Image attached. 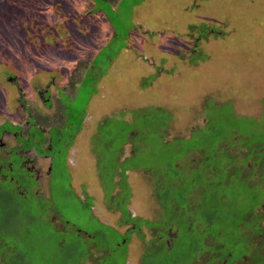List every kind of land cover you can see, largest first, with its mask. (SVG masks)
<instances>
[{"label":"rangeland","instance_id":"1","mask_svg":"<svg viewBox=\"0 0 264 264\" xmlns=\"http://www.w3.org/2000/svg\"><path fill=\"white\" fill-rule=\"evenodd\" d=\"M248 22L254 26L243 30L242 27H249L244 25ZM238 30L244 37L234 40ZM254 34L255 39L251 41L256 42L248 43ZM261 36L264 37V0H0V125L3 121L21 125L30 114L48 116L44 127L48 130L53 126L49 131V145L54 157L50 177L41 180L44 184L39 183L37 187V182L23 180L29 187L25 195L29 200L27 204L21 202L22 207L17 209L26 215L16 209L17 220L13 217L0 223L3 241L0 240V264H6L5 256L9 257L16 250L23 257L18 264H122L125 256L113 251L112 246L120 243L116 231L125 229L118 224L116 230L111 227L120 219L119 213L110 221L99 215L94 217L90 210L93 200H96L95 209L103 213L108 212L106 205L120 208L123 204V200H111L109 194L105 195L111 191L106 190L105 185L104 189L93 185L99 184L97 173L102 178L108 177L105 163L100 169L97 167L96 172V163L103 159L100 155L98 159L97 153L103 152L108 159L112 149L99 144L104 139L94 134L96 129L103 132L105 138L108 130L125 129L126 123L134 121L136 125L138 121L141 126V121L133 114L141 108H150L148 105L155 101V97L149 98L148 90L142 88L154 85L158 77L150 70L161 69L160 66L165 72L173 71L181 77V87L175 88L184 93L195 88L196 79L206 82L196 95L176 103L180 106H169L173 120L164 134L165 141L191 138L186 145L195 143L199 133L191 134V131L205 124L206 117L199 103L207 93L214 104L220 96L223 97L220 102L228 101L224 104L225 111L232 103L237 114L261 120L264 115V39ZM214 63L224 76L222 79L219 74L211 78ZM191 65H196L194 73L187 72ZM87 68L88 72L80 74L77 85L67 88L70 77L78 78L76 74ZM60 84L67 90L61 89ZM46 94L52 101L50 108L38 98ZM96 101H109V104L105 108L100 106L102 112L95 114ZM198 105V112L189 116ZM249 118H241L244 127L253 123ZM98 122H103L100 128ZM37 127L34 129L32 124L23 139L29 134L31 140L33 137L39 140L42 135L38 136ZM3 128L19 135L16 126L1 127L0 132ZM260 135L254 134L253 140H259ZM9 139L2 141L5 146H12L8 144ZM16 141L28 145L26 141ZM78 143L83 145H80L81 151L76 149ZM69 149L72 153L67 159ZM123 150L121 160L131 154L130 145H124ZM46 164L43 162L44 169ZM197 170L190 177H195ZM13 172L7 171V175L17 181L26 176L17 170ZM131 176L129 210L137 219L163 227L171 206L168 201L157 200L156 189L152 188L156 187L157 179L153 175L150 182L147 174L132 169L128 171V180ZM121 182L119 177L118 183ZM35 187L39 188V195H34ZM243 188L238 185L236 191L242 193ZM119 189L116 184L114 190ZM9 190L14 191L17 199L22 196L12 184ZM159 192L160 195L165 193L161 189ZM255 192L259 194L258 189ZM242 195L236 200H242V208H249L252 205L249 203L255 200L245 193ZM257 211L264 229V205ZM184 216L183 210L181 221L171 223L164 234H160L158 228L141 223L142 237L133 239L134 248L129 249L131 256L136 250V261L130 264H210L216 260L213 256H222L225 245L229 247L230 239H227L234 214L228 218V227L223 228L226 230L220 235V241L215 238L214 242L209 237L202 240L199 233L206 231V226H197L196 237L187 234ZM89 235H96L95 240ZM85 239L92 240V248L103 249L99 251L102 255L90 256L91 249L84 246ZM202 241L205 247L212 246L210 252L195 250L202 246ZM69 252L80 258L75 257L73 261ZM105 255L110 256L104 258ZM223 262V259L217 261ZM232 264L245 263L238 260Z\"/></svg>","mask_w":264,"mask_h":264},{"label":"trees","instance_id":"2","mask_svg":"<svg viewBox=\"0 0 264 264\" xmlns=\"http://www.w3.org/2000/svg\"><path fill=\"white\" fill-rule=\"evenodd\" d=\"M244 25L249 27H242L243 30L252 29L254 26L251 22ZM254 29L258 30L257 27ZM243 37L244 35L239 31L235 33L234 40ZM261 37L264 39L263 36ZM252 39H255V34L249 37L248 43L256 42L255 40L251 41ZM195 61L194 58V63ZM213 70L211 73L212 79L214 76L217 78L218 74L220 79L224 77L216 63L213 65ZM230 71H233V69H230ZM86 72H88V68L77 73L78 78L71 76L67 88L72 89L73 86H76L81 75ZM213 83V80H211V84ZM59 86L61 89L67 90L66 86L61 84ZM207 94L201 97L199 103L201 106L200 111H204L206 117L205 124L201 128L192 129L191 131V134L199 133L196 135L194 144L186 145L185 142L191 140V138H175L171 142L161 143L157 137L167 119L166 111L161 108L151 107L134 112L133 116L139 118L141 126L138 125V121L136 125L133 124L134 121L126 123L127 127L125 129L108 130L105 138L103 132L97 130L96 134L102 135L104 139L102 143H97L112 148L108 159H105L103 152L97 153V157L100 155L103 159L98 157L96 169L97 167L100 169L103 163L108 166L107 178H102L101 174L98 173L101 178L99 183L102 187L105 185L106 190H111L105 194L106 196L109 194L111 200H123L122 206H125L129 199L130 190L129 185L126 184L125 172L135 167L147 174L151 181L153 175L155 176L158 183H155L156 187L152 188L156 189L157 200L168 201L171 207L166 215L167 220L163 221V227L160 228L155 225V222L150 224L147 221L131 218L127 211L126 213L122 212L121 215H124L121 224L130 226L131 232L135 229L134 231L139 237H142L140 229L143 223L148 227H153V229L158 228L157 231L164 234L171 223L181 221L184 210L185 231L187 234L196 237L197 226L202 225L203 228L207 227L206 231L199 233L202 240L209 237L211 242H214L215 238L220 241V235L223 236V232L226 230L223 228L228 227V218H232L231 213H233L232 228L227 239V241L230 239L229 247L225 245V249H222V256H213V258L216 257V260H212L210 264H219L217 261L222 259L224 262L221 264H232L238 260L243 261L245 264H264V229L261 225L260 214H257L259 206L264 205V189L261 188H264V115L260 118L261 120H258L249 118L243 113L237 114L232 103H229L230 106L225 111L224 104L228 101L226 103H224L225 101L220 102V98L223 101V97L220 96L214 104L213 99L207 97ZM213 96L217 95L214 94ZM199 105L189 116L198 112ZM62 111L63 109L61 113ZM241 118H249V120L254 121L244 127ZM107 119L109 117L105 118L103 122ZM101 124L99 123V128ZM120 131L122 133H119ZM257 133L261 134L260 139L254 141L252 136ZM128 142L131 144V154L126 159L119 160L120 154L117 150ZM134 147H137V149H133ZM152 164L156 166L154 168L150 167ZM195 170L198 174L195 177H190ZM116 176H118V179L119 177L122 178L121 183H118V179L115 180ZM249 177L250 181H248ZM116 184L122 190H114ZM10 185L9 183L0 184V213L2 215L0 223L5 219L10 221L13 217L16 220L18 218L15 215L16 211H14L16 206L11 200L19 199L15 198V194L9 190ZM238 185L244 187L242 193L236 191ZM160 189L165 192L163 195H160ZM255 189L259 190V194L255 192ZM114 191L118 194L115 193L116 195H114ZM243 193L255 200L254 203H249L252 205L246 209L240 206L244 205L242 200H236ZM122 206L119 208L120 210H123ZM20 212H23V210ZM229 212L230 214H228ZM136 223L139 225L136 226ZM106 228L109 227L106 226ZM203 241L202 246L200 245L195 250L197 252H210L209 249L212 246L205 247ZM1 242L3 241L1 240ZM218 246H221V244ZM12 248L16 250V247L12 246ZM16 251L10 254L9 257L5 256L8 259L6 264H16L15 262L23 260L21 253ZM88 253L90 256L93 255V258L101 256L96 251ZM69 255L75 261L76 255L72 252H69ZM76 258L79 259L80 256Z\"/></svg>","mask_w":264,"mask_h":264},{"label":"flooded vegetation","instance_id":"3","mask_svg":"<svg viewBox=\"0 0 264 264\" xmlns=\"http://www.w3.org/2000/svg\"><path fill=\"white\" fill-rule=\"evenodd\" d=\"M8 80H11V78L9 77ZM49 96L50 95L48 94H46V96L44 97L38 95L39 100H41L42 104L47 108H50V106L52 105V101ZM48 119H49L48 116L43 117L42 115L34 116L33 114H30L27 117V120L21 125L13 124L10 123L9 121L7 122L3 121V123L0 125V128L11 125L19 128V135L17 136L15 133L11 132L10 130H5L4 128L0 132V184H8V183L12 184L15 187V189H17V192H19L22 195L19 198V200H11L15 204L16 209L19 206L22 207V203L27 204L29 200L27 197H25V195L28 194L29 187L25 186L23 180L25 179L32 180L31 181L32 183L37 182L38 183L37 187H39L41 183L44 184L42 182L43 181L42 178L47 180L48 177H50L51 175V166L53 164L54 157L51 146L49 145L51 143V140L49 138V131L53 130V126L52 125L49 126L48 130L44 127L46 124L45 122H47ZM30 121L31 124L29 123ZM32 124H34V129L36 128V126H38L37 127L38 130L36 131L39 132L38 136L42 135V137L39 138V140L38 138L33 137V139L31 140L32 137L28 134L27 139H25L26 137L23 139L22 136H27L28 129L32 127ZM18 136L22 138H17ZM6 138H10L9 139L10 142H8V144L12 146H5V143H3L2 141ZM17 139L26 141L28 145L24 146L21 143V141H19L18 143L16 141ZM71 148L72 146H70V149ZM70 149H69L68 157L72 153V150ZM43 162L47 163L45 169L43 168ZM70 167L72 168L73 166ZM14 170H17V173H20L21 175L26 174V176L21 177V179L17 181L16 178H14L12 175L10 176L7 175V171L14 173L13 172ZM93 185L96 186L97 184L95 183ZM37 187H35L34 190H36ZM38 189L35 191L36 193L34 195L40 194V192L38 193ZM12 193H14V191H12ZM93 202L95 204V200H93ZM84 203L85 202H82V204ZM125 207L127 209H125ZM122 208L123 210L128 211V203H126L125 206H122ZM91 209H92L91 212L92 215L95 216L94 205L91 206L90 210ZM17 210L20 211L21 209H17ZM48 224L51 225V227H53V224L49 222Z\"/></svg>","mask_w":264,"mask_h":264},{"label":"crops","instance_id":"4","mask_svg":"<svg viewBox=\"0 0 264 264\" xmlns=\"http://www.w3.org/2000/svg\"><path fill=\"white\" fill-rule=\"evenodd\" d=\"M167 61L169 62L170 60H167ZM168 62H166V63L168 64ZM195 66L196 65H191L189 71L187 70V72H190L191 71L192 73H194L193 69H194ZM160 67H161V69H158L159 70V73H157V74H156V72L158 70H150V72H152V74H155L156 77H158V80L157 81H153V84L154 85H152L151 87H144V88H142V90H144V91H147L148 90L149 98H154L155 97V101L152 104L148 105V106H150V108L151 107H153V108H161V109H163V110L166 111V116H167L166 122L164 123V121L161 119L162 120V123H164V127L159 131V136L157 137L161 141V143L164 144V143L167 142V141H165V135L164 134L166 133V131L168 132V129H169V127H171L172 120H173V116H171V115L170 116H171L172 119L170 118V120H169V116H168L170 114L169 108H171L169 106H172V104H173L172 107L180 106V104H176V103L179 102V101L180 102L183 101L185 97H190L191 98V96L196 95V93L198 92L197 90L199 88H201V86L204 85L206 82L202 78H199L198 81L196 79V83H193V84L196 85V86H198V87H196V86H195V88L191 87L187 92L184 93L179 88H175V87H181L180 86V79H181V77H179L178 74L176 72H173V71H172V73H167L164 70H162L163 69L162 68L163 66H160ZM157 68H159V66ZM160 70H162V71H160ZM146 77L148 78V76H146ZM123 86H126V83H124ZM152 91H154V94L153 95L150 94V92H152ZM105 102H100V101H96L95 102V106H96V112H95V114L101 113L102 112L101 107L102 108H105L109 104V101H107L108 103H105ZM99 123L100 122H98L97 127H98ZM96 133H97V129H96V131H95L94 134L96 135ZM89 140H90V138H89ZM89 140H88V142H89ZM85 144H86V146L89 145V143H85ZM85 144H84V146H85ZM80 145H81V143H78V146L76 147V149H78L79 151L82 150L81 146H83V145H81V146ZM124 145H130V147H131V144L129 142L126 143V144H124ZM123 146H121L117 150V152L120 154L119 160H121V158H120L121 155L122 156L124 155ZM111 150L112 149H110V152H111ZM98 153H100V152H98ZM67 158H68V156H67ZM131 169L132 170L140 171V170H138L137 168L134 167V168H130L129 170H127L125 172V174H126V181H127L126 184L127 185H129L130 181L132 182V179H133V177L131 176L132 178H130L128 180V171H130ZM96 172H97V169H96ZM97 175H98V173H97ZM115 178H116L115 180H117L118 179V176H116ZM98 181L99 182L101 181L100 178H99ZM150 182H152V181H150ZM97 186H99V188H102L101 187V183L97 184ZM130 187L132 188V186H130ZM127 203H128V201H127ZM95 206H96V203L94 204V213H95V216L94 217H96V215H99L102 218H104L106 220H110V221H112L110 219L112 217H114V219H115L117 213H119V217H121L122 211L119 208L116 209V208H113V207H109V205H106V208H107L108 212L103 213V212H100L99 210L95 209ZM127 212H129V214L131 215V218H136L132 214V212L129 210V208H128V211ZM121 219L122 218H120L118 221L115 220L114 221V222H116L115 225H112L111 224V227H113L115 230L117 229V227H115L116 224H118V226H120L121 228H125V229H123L120 232L118 230L116 231V233L119 234V238H120L119 241H120V243H114L112 245L113 246V251L117 250V253H119L120 256H125L124 260L122 261L123 262L122 264H130L131 262L135 263L136 260H134V257H135L134 252H136V250H133V252H132L133 255L131 256V254L129 253L130 252L129 249L131 247L134 248L133 239L136 240L139 236L134 231L135 229L133 230V232H131L132 230L130 229V226L121 224ZM128 235H129V237L127 238ZM81 236L87 237L86 234H84V233H82ZM88 237H90V239L95 240L96 235H91V236L89 235ZM91 241L92 240L85 239L84 240V246L86 248H90L91 249L90 250L91 252L96 251L100 255H102L101 254L102 252H99V251H102L103 249H100L98 247H93L92 248V246L90 245V242ZM104 251H106V250H104ZM113 251H111V252H113ZM109 256L110 255H105L103 257L105 258V257H109Z\"/></svg>","mask_w":264,"mask_h":264}]
</instances>
